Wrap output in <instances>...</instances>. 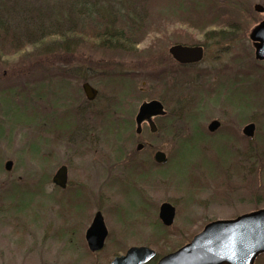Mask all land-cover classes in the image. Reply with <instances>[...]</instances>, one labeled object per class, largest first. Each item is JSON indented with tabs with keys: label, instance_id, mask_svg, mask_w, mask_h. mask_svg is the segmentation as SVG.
Returning <instances> with one entry per match:
<instances>
[{
	"label": "rangeland",
	"instance_id": "1",
	"mask_svg": "<svg viewBox=\"0 0 264 264\" xmlns=\"http://www.w3.org/2000/svg\"><path fill=\"white\" fill-rule=\"evenodd\" d=\"M109 4L118 17L116 29L124 32L118 42L127 49L81 42L54 55L47 67L27 72L17 56L0 61V89L15 86L11 97L0 100V264H109L143 244L162 256L210 221L264 209V150L255 141L264 131V60L254 57L249 38L264 20L254 5L264 7V0ZM184 13L193 23L199 19L201 29L187 25ZM173 44L200 45L203 56L181 68L168 53ZM159 71L167 85H184V94L155 84L151 77ZM44 72L50 77L33 87L32 79ZM126 73L131 75L121 76ZM119 77L132 79L128 88L119 87ZM83 82L97 89L95 100L86 99ZM160 97L170 103L168 118L155 119L161 130L150 133L143 123L136 134L138 106ZM104 114L115 116L121 131L107 132ZM215 119L220 126L209 132ZM248 123L255 125L252 137L243 136ZM243 137L253 140L248 157ZM137 143L145 147L136 151ZM157 150L166 163L153 161ZM218 156L223 166L231 165L219 171L220 178H210L209 168H221ZM6 160L13 162L10 171L4 170ZM129 163L139 165L135 170ZM61 165L67 167L65 188L52 182ZM162 202L175 207L170 226L158 218ZM96 211L108 234L103 248L90 252L83 236ZM160 224L168 233L164 241L156 235L165 232Z\"/></svg>",
	"mask_w": 264,
	"mask_h": 264
},
{
	"label": "trees",
	"instance_id": "2",
	"mask_svg": "<svg viewBox=\"0 0 264 264\" xmlns=\"http://www.w3.org/2000/svg\"><path fill=\"white\" fill-rule=\"evenodd\" d=\"M108 2L109 0H0V61L4 58L17 56V64L29 67L28 70L21 69V71L27 72L32 70L34 67L40 68L44 65L47 67L50 62H52L51 58H53L54 55H61V52H69L71 46L73 47L75 44L80 45L81 42L84 45L89 46L97 45V47L103 49H127L128 47L118 42L119 39H123L124 32L120 29H116L118 17L114 16V10L111 8L112 6H110V4L109 7L106 6ZM197 16L203 17L201 14ZM225 16L227 18L229 17L228 15ZM183 17L184 19L182 20L186 21L187 25L201 29L202 26H199V24L202 22L199 19L193 23L192 21L187 20L189 18H187L185 13L182 14V18ZM223 30L224 29L218 31L213 30L205 34H207V36L211 34H222ZM141 32L142 30H139V33ZM133 40L136 43V40ZM30 55H37V57L31 58ZM44 73L45 75L39 77L38 80L32 79V84L34 85L33 87H37L38 85H42V82H46L42 80V78L50 77L46 74V72ZM127 75L131 74H121V76H124L125 78ZM152 75L155 76L151 77V79L155 81V84L161 83V87L168 90V92L174 89L177 90V92L181 90L184 94V91L186 90L184 85L182 87V84L179 85V87L176 85L171 87L166 84V82L161 78L164 76V71H159L158 73H154ZM124 77H119L117 80L121 83L119 87L125 89L128 88L129 84H131L132 79L127 77L128 80H125ZM180 79L181 78H176V83H179ZM109 81L113 80L111 79ZM127 83L128 85H126ZM12 87L8 89H0V100L3 96L6 97L12 95L14 90ZM159 99L162 100L163 98L161 99L160 97ZM165 103L166 106L170 104L169 101ZM173 105H175L174 102ZM104 115L105 117L107 116V120L109 122V126L106 128V131L108 130L107 132L121 131V128L124 126L123 124L118 125L114 122L113 117L115 116H111L112 114ZM168 115L169 114L167 113L165 116L159 117L158 119L162 120L168 118ZM3 116H5L4 111ZM3 119L5 120L4 122H6L4 117ZM158 130H161V128L158 127L157 132ZM1 134L2 132H0V135ZM243 138L245 141V144L243 145L245 147V152H243L246 157H248V155L253 152V144H251L253 140L251 138ZM203 140H205V138H202V141ZM237 140L238 139H236V141ZM255 141L258 151L264 150V131L258 135V138ZM232 154L233 153L231 152V155ZM176 156L178 157L177 154ZM217 158H219L218 164H220L221 168L217 166L209 168L207 173L210 178H220L221 175L219 171L222 172V168H229L231 165L224 163L225 166H223L221 164L224 162L223 158H220V156ZM174 160H177V158ZM137 165L139 164H131V166H134L133 168H135V170ZM232 167L238 171L236 165ZM261 167L263 169L264 176V161H262ZM193 177V174L192 176H189L190 181ZM73 197L70 199L71 205L69 206L72 207L70 210H73L75 214ZM75 216L77 217L76 214ZM160 227L164 228L161 224ZM164 229V233L156 234L162 236L163 241L168 237L167 230L166 228ZM158 257V254H156L151 263L153 264ZM260 258H264V255H261Z\"/></svg>",
	"mask_w": 264,
	"mask_h": 264
},
{
	"label": "water",
	"instance_id": "3",
	"mask_svg": "<svg viewBox=\"0 0 264 264\" xmlns=\"http://www.w3.org/2000/svg\"><path fill=\"white\" fill-rule=\"evenodd\" d=\"M254 10L262 13L264 7L254 5ZM254 46V57L264 60V20L260 21L249 34ZM169 54L181 64L196 63L203 56L200 45L189 46L173 44L168 48ZM82 90L87 100H95L97 89L88 82H83ZM163 104L158 99L143 101L134 117L135 132L140 134L142 123L147 122L150 132H155L157 126L154 117L165 114ZM220 126L218 120H212L207 125L210 132ZM255 125L248 123L243 127V134L252 137ZM142 143H137L135 149L141 150ZM167 160L166 154L155 151L153 161L162 164ZM12 160L4 162V170L10 171ZM67 167L61 165L52 176L54 185L65 188ZM175 217V207L168 202H162L158 208V218L164 226H170ZM108 230L100 211H96L84 233L86 247L90 252L103 248ZM155 251L146 245H134L123 254L116 255L109 264H146L155 256ZM264 253V209L244 213L232 219H216L208 222L201 231L194 234L190 241L175 251L164 253L155 264H254L256 257Z\"/></svg>",
	"mask_w": 264,
	"mask_h": 264
},
{
	"label": "flooded vegetation",
	"instance_id": "4",
	"mask_svg": "<svg viewBox=\"0 0 264 264\" xmlns=\"http://www.w3.org/2000/svg\"><path fill=\"white\" fill-rule=\"evenodd\" d=\"M180 64V63H179ZM193 64H196V63H193ZM193 64H190V65H193ZM161 101V103L163 104V109L165 110V114L163 115V116H165L166 114H167V109H166V103H165V101H162V100H160ZM163 116H161V117H163ZM146 125H147V127H148V130H149V126H148V124H147V122H144ZM220 123V122H219ZM145 147V145H143V147H142V149ZM141 149V150H142ZM140 151V150H139ZM250 212V211H249ZM245 213H247V212H245ZM242 214H244V213H242ZM239 215H241V214H239ZM238 215H236V216H234L233 218L235 219V217H237ZM229 219H232V218H229ZM262 255H264V254H262ZM260 256L261 255H259L256 259H255V261H254V264H257V262H258V260H259V258H260Z\"/></svg>",
	"mask_w": 264,
	"mask_h": 264
}]
</instances>
